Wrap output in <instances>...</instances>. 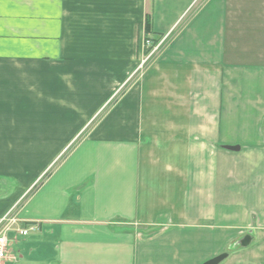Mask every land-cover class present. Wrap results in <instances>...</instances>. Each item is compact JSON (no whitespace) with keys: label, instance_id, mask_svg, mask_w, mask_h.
Masks as SVG:
<instances>
[{"label":"crops","instance_id":"0c3cea01","mask_svg":"<svg viewBox=\"0 0 264 264\" xmlns=\"http://www.w3.org/2000/svg\"><path fill=\"white\" fill-rule=\"evenodd\" d=\"M4 217L0 264H264V0H0Z\"/></svg>","mask_w":264,"mask_h":264},{"label":"built area","instance_id":"2783aa9c","mask_svg":"<svg viewBox=\"0 0 264 264\" xmlns=\"http://www.w3.org/2000/svg\"><path fill=\"white\" fill-rule=\"evenodd\" d=\"M165 42V38H163L161 41H159L157 44H155L152 40L146 39L144 41V47L147 49L148 56L146 57V60L151 58L163 45ZM7 218L4 217L0 220V225H2L3 222H5ZM4 229V230H3ZM0 231V262L6 261L8 259H11V256L9 254V238L8 233L11 231H16L22 236H28L29 234L33 232H37L39 229L38 224L31 223L28 224L26 227H19V228H9L5 227Z\"/></svg>","mask_w":264,"mask_h":264},{"label":"water","instance_id":"95a60500","mask_svg":"<svg viewBox=\"0 0 264 264\" xmlns=\"http://www.w3.org/2000/svg\"><path fill=\"white\" fill-rule=\"evenodd\" d=\"M228 149H232V150H238L239 147H228ZM251 240V237H247L244 240L241 241V245H247ZM228 256L227 253H222L219 254L218 256L206 261L204 264H220L226 257Z\"/></svg>","mask_w":264,"mask_h":264},{"label":"rangeland","instance_id":"374dc122","mask_svg":"<svg viewBox=\"0 0 264 264\" xmlns=\"http://www.w3.org/2000/svg\"><path fill=\"white\" fill-rule=\"evenodd\" d=\"M167 39V36L165 37V40ZM147 50V49H146ZM145 50V57L144 60H146V57L148 56L147 51Z\"/></svg>","mask_w":264,"mask_h":264},{"label":"trees","instance_id":"16d2710c","mask_svg":"<svg viewBox=\"0 0 264 264\" xmlns=\"http://www.w3.org/2000/svg\"><path fill=\"white\" fill-rule=\"evenodd\" d=\"M149 33H150V32L148 31V32H147V35H149Z\"/></svg>","mask_w":264,"mask_h":264}]
</instances>
